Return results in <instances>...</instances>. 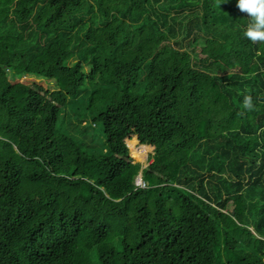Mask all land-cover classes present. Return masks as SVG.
Masks as SVG:
<instances>
[{"label": "trees", "instance_id": "trees-1", "mask_svg": "<svg viewBox=\"0 0 264 264\" xmlns=\"http://www.w3.org/2000/svg\"><path fill=\"white\" fill-rule=\"evenodd\" d=\"M246 23L236 0H0V264H264ZM152 130L142 167L125 140Z\"/></svg>", "mask_w": 264, "mask_h": 264}, {"label": "clouds", "instance_id": "clouds-1", "mask_svg": "<svg viewBox=\"0 0 264 264\" xmlns=\"http://www.w3.org/2000/svg\"><path fill=\"white\" fill-rule=\"evenodd\" d=\"M236 7L241 13L247 15V23L244 25L243 36L253 44L264 45V0H236ZM245 111L254 109L253 97L245 95L242 100ZM261 131H264L262 129ZM136 185H144L139 173L134 178Z\"/></svg>", "mask_w": 264, "mask_h": 264}, {"label": "rangeland", "instance_id": "rangeland-1", "mask_svg": "<svg viewBox=\"0 0 264 264\" xmlns=\"http://www.w3.org/2000/svg\"><path fill=\"white\" fill-rule=\"evenodd\" d=\"M73 60H75V57H72V58L69 59V61H73ZM26 77H27V75H26ZM28 77H33V79H34L35 81H37L36 83H38V84H40V85H43V86H46V87H50V88L53 87V83L50 82L48 79H46V78L43 77V76L28 75ZM19 78L22 79V78H24V76H21V77H19ZM24 79H25V78H24ZM150 134H151L152 136H151V138L148 140V142H146V143H140V142L137 140L136 135H132L131 137L126 138V140H125L126 143L128 142L129 139H132V140L135 141V144H136V145H134L133 142H130L129 145H128V146H129V154L131 153L132 157H133L135 160H138L139 162H141L142 167H144L145 165H147V164L150 162V160H149V155H150L151 152H153V148H154V146L156 145V143H157V141H158V136H159V134L157 133L156 130H152V131L150 132ZM147 144H150V145H151V149L146 150L145 157H143V149L140 148V153H141V155H139L138 153H136V155H138L139 157H141L142 160L138 159V158L136 157V155H134V153H133V148L140 147V146L147 145ZM147 147H148V146H147ZM136 149H137V148H136ZM135 151H136V150H135Z\"/></svg>", "mask_w": 264, "mask_h": 264}]
</instances>
